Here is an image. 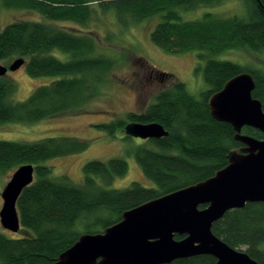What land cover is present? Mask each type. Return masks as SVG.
Wrapping results in <instances>:
<instances>
[{"label":"trees","instance_id":"1","mask_svg":"<svg viewBox=\"0 0 264 264\" xmlns=\"http://www.w3.org/2000/svg\"><path fill=\"white\" fill-rule=\"evenodd\" d=\"M218 1L0 0L4 9H22L39 16L37 20L16 19L3 27L0 63L9 65L22 58L28 76L55 77L20 102L11 99L16 91L14 83L1 77L0 125L54 117L79 108L97 95L115 60L95 53L97 45L90 32L61 25L75 23L85 28L96 13L95 7L101 12L113 11L120 22L158 16L151 42L171 54L196 51L198 59L205 60L203 78L207 85L197 98L184 83L173 80L142 112H129L124 119L95 125L109 135L118 131L126 135L124 127L133 122L163 126L166 137L145 140L150 147L141 145L134 151L143 175L154 183L150 188L137 182L122 190L107 188L127 173V163L119 158L87 161L77 184L52 178L53 167L44 162L87 148L86 142L73 137L36 142L0 140V174L13 173L26 164L34 167L33 183L16 202L21 235L10 238L0 227V264H53L81 234L102 233L119 222L124 212L211 178L228 165L232 152H240L243 145L234 140V129L211 117L208 100L231 78L249 73L255 83L252 96L264 111V73L209 55L238 49L264 51V0H242L247 9L245 18H218L205 13L200 20H181L179 10L213 6ZM150 72L156 78L169 77L153 69ZM241 134L264 139L261 132L249 127L242 128ZM211 230L231 248L264 264V203L226 212ZM181 238L175 236L176 240ZM170 264H216V260L201 255Z\"/></svg>","mask_w":264,"mask_h":264},{"label":"water","instance_id":"2","mask_svg":"<svg viewBox=\"0 0 264 264\" xmlns=\"http://www.w3.org/2000/svg\"><path fill=\"white\" fill-rule=\"evenodd\" d=\"M24 65L22 58L0 64V78ZM255 83L249 73L228 80L208 100L212 118L232 126L234 140L243 147L232 152L228 165L211 178L148 201L122 214L119 222L98 234H81L53 264H170L207 255L216 264H257L245 252L233 249L212 233V225L228 211L246 204L264 203V139L241 134L244 127L264 135V111L253 98ZM127 136L158 140L168 132L158 123H128ZM34 167H18L0 197V226L20 229L16 202L33 183ZM204 206V208H200ZM182 237L179 240L175 236Z\"/></svg>","mask_w":264,"mask_h":264},{"label":"rangeland","instance_id":"3","mask_svg":"<svg viewBox=\"0 0 264 264\" xmlns=\"http://www.w3.org/2000/svg\"><path fill=\"white\" fill-rule=\"evenodd\" d=\"M95 8L96 13L85 28L75 23H61V25L90 32L97 45L95 53L115 60L114 66L105 74L104 83L99 87L97 95L79 108L54 117L33 123L2 124L0 140L36 142L49 137H73L86 142L87 148L81 153L44 162L53 167L52 178L77 184L81 181L82 167L87 161L119 158L127 163V173L113 180L107 188L122 190L133 182L150 188L154 183L143 175L134 156L138 146L150 147V143L138 138L126 137L120 131L109 135L95 125L124 119L129 112H142L151 103L154 95L165 85L172 84L173 80L184 83L188 92L199 98L200 94L207 90L203 78L205 60H199L196 51L171 54L154 45L150 40V34L159 21L158 16L140 21L126 18L125 22H120L113 11L101 12L99 8ZM246 10L242 0H219L213 6L200 5L179 12L182 21H196L202 19L205 13L218 18L234 15L245 18ZM16 19L37 20L39 16L22 9H4L0 3V31ZM209 57L219 61H230L264 73V51L255 53L238 49ZM0 64L8 66V64ZM152 69L168 74L169 77L156 78L150 72ZM3 78L12 81L16 86V91L11 97L13 102L24 101L37 87L48 85L55 79V77H30L25 71V66H21L15 72H7ZM11 175L12 173L9 172L0 174V194ZM1 204L0 197V207ZM4 233L10 238L21 235L19 231L17 233L4 231Z\"/></svg>","mask_w":264,"mask_h":264},{"label":"flooded vegetation","instance_id":"4","mask_svg":"<svg viewBox=\"0 0 264 264\" xmlns=\"http://www.w3.org/2000/svg\"><path fill=\"white\" fill-rule=\"evenodd\" d=\"M143 141H145V140H143Z\"/></svg>","mask_w":264,"mask_h":264}]
</instances>
